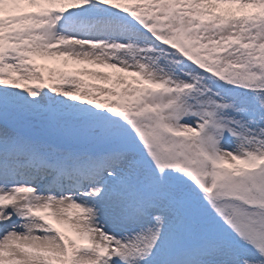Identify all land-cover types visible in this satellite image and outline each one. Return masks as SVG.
Instances as JSON below:
<instances>
[{"label": "snow or ice", "instance_id": "6c2138e0", "mask_svg": "<svg viewBox=\"0 0 264 264\" xmlns=\"http://www.w3.org/2000/svg\"><path fill=\"white\" fill-rule=\"evenodd\" d=\"M0 264H264V0H0Z\"/></svg>", "mask_w": 264, "mask_h": 264}]
</instances>
